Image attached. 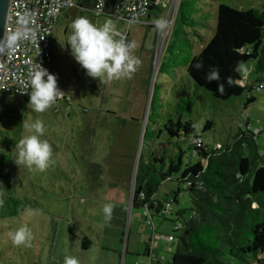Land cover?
Segmentation results:
<instances>
[{
  "label": "rangeland",
  "instance_id": "rangeland-1",
  "mask_svg": "<svg viewBox=\"0 0 264 264\" xmlns=\"http://www.w3.org/2000/svg\"><path fill=\"white\" fill-rule=\"evenodd\" d=\"M221 3L248 10L262 9L264 0H203L201 7L208 20L207 26L200 28L202 38L194 39V55L212 39ZM83 16L97 26L111 21L116 38L134 45L132 55L141 60V65L131 79L92 78L71 55L70 31L63 38L58 34L55 42L56 66L50 73L56 72L58 88L64 94L52 107L38 114L28 108L23 97H0V131L7 130L10 137L20 139L29 134L23 121L39 118L45 124L41 139H47L53 149V163L40 172L18 167L13 161L15 147L10 149L0 140V154L9 155L0 158V198L5 201L0 206V264H64L68 255L77 257L80 264H157L162 259L161 264H168L170 250L175 249L168 237L181 231L175 232L177 224L162 216L155 215L151 223L144 209L131 207V198L140 154H147L142 132L153 95V77L162 86L166 115L175 113L179 97L194 93V81L185 66L179 67L173 77L158 75L156 68L154 76L159 47L147 27L88 11ZM251 67L253 62L244 66L242 77L249 86L258 85L264 81V74L250 73L248 77ZM251 95L255 101L247 105V91L224 101L198 89L192 120L205 143L225 144L240 128L249 129L258 134L259 152L264 155V89H253ZM18 114L23 116L16 120L22 125L19 133L10 118ZM207 121L212 122V128L203 132ZM182 146L186 152L184 163L194 161L188 143ZM156 149L169 154L177 150L165 136L156 143ZM177 187L176 182L164 181L157 194L161 199L173 200ZM182 193L176 196L178 202L173 203L166 217L176 218L175 211L189 209L188 193ZM10 197L18 201L16 206L8 201ZM107 203L114 205L110 221L103 214ZM26 209L32 210V215H26ZM12 211L16 214L11 215ZM24 224L32 232L30 246H14L8 234ZM85 240L89 243L87 249L83 248Z\"/></svg>",
  "mask_w": 264,
  "mask_h": 264
},
{
  "label": "trees",
  "instance_id": "trees-1",
  "mask_svg": "<svg viewBox=\"0 0 264 264\" xmlns=\"http://www.w3.org/2000/svg\"><path fill=\"white\" fill-rule=\"evenodd\" d=\"M118 1L106 0L107 10ZM202 2L180 0L157 69L158 75L173 77L179 67L185 66L194 81L195 91L179 97L175 113L166 115L163 114L162 86L156 81L142 138L147 154L141 153L139 157L131 207L144 209L151 223L157 215L179 225L175 232L181 231V234L172 235L176 239L172 242L175 249L170 250L172 258L168 264H264V155L259 152L258 134L240 128L225 144H207L192 120L200 88L224 101L247 91L246 104L254 103L251 93L256 84L249 86L242 77V70L253 62L247 76L264 74V5L262 9L240 10L221 3L212 39L194 55V39L202 38L199 31L207 26L208 20ZM95 3L96 0H79L72 9L91 12ZM200 61L204 67L197 70L194 65ZM212 67L219 68L221 82L225 85L223 95L216 90L217 82L208 83L205 79ZM229 78L231 85L227 83ZM23 99L28 102L29 97L26 95ZM22 117L19 114L10 117L18 133L22 125L16 120ZM211 128L212 122L207 121L203 132ZM163 136L175 145L174 154L164 150L157 152L156 143ZM0 140L11 149L19 138L10 137L5 130L0 131ZM185 142L194 158L188 163H184L186 152L182 144ZM8 156L0 154L2 159ZM167 180L178 186L173 200L161 199L157 194ZM184 191L190 199L189 209L175 211L176 218L166 217L173 203L178 202L176 196H182ZM8 201H14L15 206L18 203L12 197ZM85 242L83 248L87 249L89 243ZM146 253L149 254L148 244ZM163 260H158L157 264Z\"/></svg>",
  "mask_w": 264,
  "mask_h": 264
},
{
  "label": "clouds",
  "instance_id": "clouds-1",
  "mask_svg": "<svg viewBox=\"0 0 264 264\" xmlns=\"http://www.w3.org/2000/svg\"><path fill=\"white\" fill-rule=\"evenodd\" d=\"M71 35L68 45L75 61L84 69L88 76L99 80L131 79L141 65V60L132 55L134 45L116 38V29L111 21L101 26L94 24L87 16H80L70 25ZM194 67L200 70L203 62H197ZM239 70V66L238 69ZM208 83L217 82V92L221 95L225 92V85L221 82L219 68L212 67L206 74ZM229 85L231 79L227 80ZM30 89V91H28ZM21 94L27 95L28 108L35 113H44L55 104L58 97L64 93L58 88L57 76L50 73L41 65L34 71L30 81L24 83ZM23 127L27 135L19 139L15 145L16 155L14 163L28 169L40 172L46 171L53 163L52 145L47 139H41L45 134L44 121L37 118L32 122L23 121ZM4 203L0 198V206ZM114 205L107 203L103 206V214L106 220L112 219ZM26 215H32V210L26 209ZM9 239L14 246H30L33 238L31 229L27 224L20 226L14 232H9ZM64 264H80L75 256H65Z\"/></svg>",
  "mask_w": 264,
  "mask_h": 264
},
{
  "label": "built area",
  "instance_id": "built-area-1",
  "mask_svg": "<svg viewBox=\"0 0 264 264\" xmlns=\"http://www.w3.org/2000/svg\"><path fill=\"white\" fill-rule=\"evenodd\" d=\"M179 3L180 0H120L107 10L106 0H96L91 12L154 28L158 51L162 52ZM76 5L75 0H9L0 49V97L26 96L19 92L24 83L30 81L39 65L46 68L52 60L51 44L60 15ZM254 89H264V81ZM168 239L171 243L176 240L172 235Z\"/></svg>",
  "mask_w": 264,
  "mask_h": 264
},
{
  "label": "crops",
  "instance_id": "crops-1",
  "mask_svg": "<svg viewBox=\"0 0 264 264\" xmlns=\"http://www.w3.org/2000/svg\"><path fill=\"white\" fill-rule=\"evenodd\" d=\"M84 11H87V10H84ZM84 11L81 12L79 10L69 9V10L63 11L62 14L60 15L59 20H58V22H57V24L55 26V32H54V36H53V40H52V44H51L52 61L46 67V69L49 72H51V70L53 69V66L54 67L56 66V57H55V53L54 52H55V49H56L55 42L57 40L58 34L61 35V38H63V36L68 35L70 33V31H71V28H70L71 23L76 18H78L80 16H83L84 15ZM147 30H151V31H153V34H155L154 28H148ZM52 74H56V72H52Z\"/></svg>",
  "mask_w": 264,
  "mask_h": 264
},
{
  "label": "water",
  "instance_id": "water-1",
  "mask_svg": "<svg viewBox=\"0 0 264 264\" xmlns=\"http://www.w3.org/2000/svg\"><path fill=\"white\" fill-rule=\"evenodd\" d=\"M8 2H9V0H0V49H1V44H2V37H3L5 20H6ZM160 56H161V51H158V53L155 57L154 76L156 75V68L158 69ZM155 84H156V81L154 80V77H153L152 84H151L152 89H153V87H155ZM145 127H146V123H144V126H143L142 138H143Z\"/></svg>",
  "mask_w": 264,
  "mask_h": 264
}]
</instances>
